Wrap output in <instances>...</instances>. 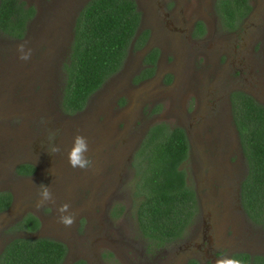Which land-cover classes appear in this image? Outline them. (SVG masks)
Instances as JSON below:
<instances>
[{
    "label": "rangeland",
    "instance_id": "obj_1",
    "mask_svg": "<svg viewBox=\"0 0 264 264\" xmlns=\"http://www.w3.org/2000/svg\"><path fill=\"white\" fill-rule=\"evenodd\" d=\"M85 1L24 0L35 9L24 36L16 39L0 32V192L14 197L11 208L0 215V247L3 236H26L18 222L33 214L42 226L27 237L64 243L65 264L72 259L88 264H187L191 259L215 264L233 253H264V227L245 220L234 192H220L212 179L218 166L209 160L205 164L204 156L217 141L204 143L207 131L201 120V107L210 116V104L225 96L229 86L264 102L258 87L261 75L264 83V0H251L253 13L235 32L220 29L210 0H165L167 5L137 0L142 14L138 31L149 32L148 43L129 47L119 70L82 110L69 113L61 104L63 66L70 25ZM199 18L205 31L195 36L191 27ZM20 43L34 50L30 60L18 58ZM154 47L159 49L156 66L142 73V57ZM158 123L188 131L192 147L182 168L199 197L182 238L154 248L138 231L133 162L139 142ZM77 134L90 143L93 168L86 171L68 162ZM23 163L34 166L31 176L17 172ZM40 184L51 187L55 203L37 209ZM64 203L77 214L70 228L58 220L57 209ZM117 206L123 210L114 215Z\"/></svg>",
    "mask_w": 264,
    "mask_h": 264
},
{
    "label": "trees",
    "instance_id": "obj_2",
    "mask_svg": "<svg viewBox=\"0 0 264 264\" xmlns=\"http://www.w3.org/2000/svg\"><path fill=\"white\" fill-rule=\"evenodd\" d=\"M216 8L222 25L234 29L251 6L248 0H217ZM34 14V7L27 6L24 0H0V32L22 38ZM140 20L134 0H89L78 12L63 66L65 87L61 104L66 112L82 110L88 98L119 70L127 49L144 43L148 31H138ZM156 53V49L149 52L146 61L154 63ZM152 70L146 68L142 73ZM236 94L234 119L248 163L247 176L240 186L241 205L254 225L264 227V105L247 94ZM188 150L182 127L169 128L158 123L147 130L136 151L135 218L140 235L150 246L158 248L182 238L193 221L196 195L182 168ZM33 171L30 163L17 168L19 174ZM11 199L8 191H1L0 210L10 205ZM117 210L114 215L121 213L122 206ZM38 226L39 220L32 214L18 222V227L25 230L34 231ZM66 252L61 241L20 236L10 240L0 252V264H62ZM233 256L242 258L245 264H264V254L251 257L240 252ZM188 264L197 262L192 259Z\"/></svg>",
    "mask_w": 264,
    "mask_h": 264
},
{
    "label": "flooded vegetation",
    "instance_id": "obj_3",
    "mask_svg": "<svg viewBox=\"0 0 264 264\" xmlns=\"http://www.w3.org/2000/svg\"><path fill=\"white\" fill-rule=\"evenodd\" d=\"M88 1L87 2L85 1L86 2L85 5L88 3ZM134 1L136 3L137 9L139 10L138 4H137L138 3L137 0H134ZM216 2H217V0H210L211 9L214 12L215 17L219 21L220 29H225V31H228V32H235V29L238 26L240 27L239 24H241V22H243V21L247 20L248 18H250V16L253 13V10H254V8L251 5V0H248L249 4L251 6V9L247 13V15H245L242 18V20L239 22L237 27H235L234 29H230V28L224 27L222 25L221 17H220V15L218 13V8H216ZM160 5H167V4L165 3V0H162ZM82 8L83 7H80L78 9V11H77V13L75 15V18L77 16L78 12ZM139 12H140V10H139ZM140 15L142 17L141 12H140ZM164 15H165V17H167L169 15V13H165ZM202 17H204V16H202ZM75 18L73 19V24L70 25V32H71L70 33L71 34L70 37H72V31H73ZM204 22L205 21L203 19H200V18L195 20L193 25H192V27H191V33L193 35H195V36L202 35L204 33V31H205ZM254 25L256 27H259L258 24H254ZM262 26H264L263 23H262ZM187 34H188V31H186V35ZM149 39H150V34L148 32V35H147L146 39L144 40V43L142 45L138 46V48L139 49L140 48H144L145 45L148 43ZM71 40H72V38H71ZM132 48H134V47L132 46ZM260 48H261L262 53H264V36H263L262 41L260 43ZM154 49H156V51H157V53L155 55V58H154V63L150 62V61H146V59H145L146 55L149 52L153 51ZM67 50H68V47H67ZM158 50H159L158 48L154 47L152 49L147 50L144 53V55L142 57V61H141V64L144 67V69H146V68H152L153 69L156 66V57L158 56L157 55L158 54ZM66 53H67V51H66ZM260 72L262 73V68L261 67H260ZM237 75L238 76H242L243 75L242 69H238L237 70ZM262 78H263V76L261 75V77H260V83L261 84H258V87L262 91H264V88H263L264 83H263ZM245 80H248V78H245ZM251 80L253 81V79H251ZM237 92L247 94L250 97H252L255 101H257V102H259V103L264 105V102L258 100L253 94L247 92L243 88L240 89V88H234L233 86H229V88L224 92L225 96L219 95L218 97L214 98V100L210 104V106H209V111L210 112H208V113H210L209 114L210 116H208V114H207V117H206L205 113H207V112L205 111L204 106L201 107L202 108L201 113L202 114L204 113V117L202 115L201 116V120L203 122V125H205L206 131H207L205 133V139L206 140L203 139V141H204V143L206 145H211L212 141H217L215 143V148L213 149V151H211V152L207 151L205 153V155L207 157L204 156V159H205V164L207 163L208 160L210 162H215L217 164L218 168H216V170L214 172V174L217 173V175H216L215 178H212L214 183L217 185V187L219 188L220 192H224V193L231 194V195H233L232 193L234 192L235 196H237L236 201L240 204L241 211L244 213L245 220H247L251 224L252 221L249 219V217L247 216L246 212L244 211V209H243V207L241 205V196H240V186H241L242 181L247 176L248 163H247L246 157H245V155L243 153V149H242V146H241V143H240L238 129H237V126L235 124V119H234L235 118V112H234L233 108H234L235 103H236L235 98L237 96V94H236ZM234 94H236V95L234 96ZM211 112H213L214 114H211ZM182 128L185 131V134H186V137H187L188 143H189V150H188V156H187V158H188L190 153H191L192 144H191V141L189 139L188 131L184 127H182ZM224 145H225L226 152H225L224 147H223ZM187 158H186V160H187ZM185 172H186V175H188L186 170H185ZM33 173H34V171L32 173H30V174H19V175H21V177L22 176L27 177V176H31ZM186 180H187V183H188V178H186ZM194 191H195L196 198L198 199L199 196H198L197 190L194 189ZM11 198L12 199H11L10 205L7 208H5V209L0 210V215L6 213L11 208V206L13 205L14 197H13L12 194H11ZM118 208H119V206H117L116 209H114V210L118 211L117 210ZM38 220H39V226H38V228L36 230L30 231V230L22 229L24 234L26 235V236H23V237H27V235H30V234L36 232L42 226V222L40 221V218H38ZM234 234L232 233V235H234ZM236 235H237V232H236ZM3 237H4V241L2 242V245L0 247V252L3 250V248L6 246V244L10 240H12V238L8 239L5 236H3ZM154 248H156V247H154ZM242 253H248V252L244 251ZM66 254H67V252H66ZM263 254L264 253H260V254L250 253L249 255L252 257L253 255H263ZM65 259H66V256H65ZM65 259H64V262H65ZM79 260H83L84 264H88L84 259H72L66 264H73V263H76ZM64 262L62 264H65ZM187 264H188V262H187ZM248 264H253V263L250 261V263H248Z\"/></svg>",
    "mask_w": 264,
    "mask_h": 264
},
{
    "label": "clouds",
    "instance_id": "obj_4",
    "mask_svg": "<svg viewBox=\"0 0 264 264\" xmlns=\"http://www.w3.org/2000/svg\"><path fill=\"white\" fill-rule=\"evenodd\" d=\"M18 58L22 61H28L31 59L34 50L28 47L26 43H20L17 45ZM53 151H60L59 148L53 149ZM90 152V143L87 137L82 134H77L74 137L72 147L68 152L69 165L76 169L88 170L93 168V160L90 158L88 153ZM40 191L38 193L40 199L36 203V208L41 209L46 205L55 203V197L50 186L44 184L39 185ZM59 212V223L65 227H72L76 222L77 214L71 211V205L64 203L57 209ZM215 264H245V261L238 256H224L218 258Z\"/></svg>",
    "mask_w": 264,
    "mask_h": 264
}]
</instances>
